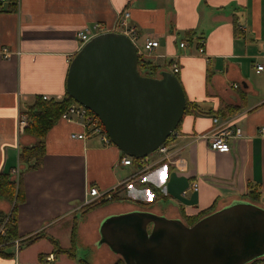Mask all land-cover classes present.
Listing matches in <instances>:
<instances>
[{
  "label": "crops",
  "instance_id": "0c3cea01",
  "mask_svg": "<svg viewBox=\"0 0 264 264\" xmlns=\"http://www.w3.org/2000/svg\"><path fill=\"white\" fill-rule=\"evenodd\" d=\"M14 2L15 8L9 7ZM3 7L0 173L19 166L21 146L36 141L20 132V112L38 96L67 94L69 66L81 49L79 32L95 23L113 28L125 10L140 32V46L147 38L159 41L143 57L164 71L173 73L178 66L187 103L193 104L165 154L157 150L130 165L122 163L124 152L113 142L98 135L72 138L83 127L59 120L46 136L42 166L21 178L22 200L16 211L20 239L44 232L70 247L76 224V254L83 246L88 248V264H113L121 256L107 244L98 245L107 216L149 210L182 219L235 200L250 201L253 191L260 193L258 203L264 207V136L259 133L264 126V68L258 71L259 64L264 66V0H8ZM189 31L195 33L192 38ZM201 41L204 54L199 52ZM4 48L11 57L3 56ZM227 106L238 110L224 115ZM214 117L244 130L230 152L212 150L207 139H196L215 128ZM91 187L119 199L87 210L83 204ZM151 201L149 208L138 204ZM12 208L0 196V213L9 214ZM49 254L55 256L51 262L45 259ZM87 263L53 253L46 237L19 253L14 247L0 252V264Z\"/></svg>",
  "mask_w": 264,
  "mask_h": 264
},
{
  "label": "water",
  "instance_id": "95a60500",
  "mask_svg": "<svg viewBox=\"0 0 264 264\" xmlns=\"http://www.w3.org/2000/svg\"><path fill=\"white\" fill-rule=\"evenodd\" d=\"M138 57L125 34L101 33L77 52L67 76L68 94L93 111L110 140L136 159L164 145L187 108L179 78L168 71L142 75ZM102 244L126 264H248L264 257V207L235 200L193 225L149 210L110 215L100 225Z\"/></svg>",
  "mask_w": 264,
  "mask_h": 264
},
{
  "label": "trees",
  "instance_id": "16d2710c",
  "mask_svg": "<svg viewBox=\"0 0 264 264\" xmlns=\"http://www.w3.org/2000/svg\"><path fill=\"white\" fill-rule=\"evenodd\" d=\"M16 1V0H11ZM15 2L9 4V7L15 8ZM195 33L188 32V36L192 38ZM138 69L140 73L144 76L148 77H160L162 76L164 70H162V66L156 64L155 62L149 61L143 56L139 55L138 57ZM169 72V71H168ZM174 73V72H173ZM178 77V73H174ZM73 103H77L67 92V94L63 97L62 100H55L52 99H44L43 96H38L34 103L30 105L24 111L28 114L30 119L29 126L25 129V134L33 136L36 141L31 145H22L20 149L19 161H20V179L19 182L15 179L12 172L8 173H0V196L5 200L9 201L13 208L9 214L0 213V228L4 226L5 232L3 234L0 233V252L4 253V250L8 247L13 246L16 239H20V234L18 231V220H17V207L21 198V178L22 175L28 170L38 169L42 166L44 156L46 154V136L48 132L52 129V127L61 120V116L64 112H66ZM193 105L192 103H187L186 110H190ZM229 108V109H228ZM238 110L237 107L230 109L229 106L225 107L223 110L224 115H231ZM91 113H94L89 109ZM95 114V113H94ZM103 125V123L101 122ZM104 126V125H103ZM179 127V126H178ZM105 128V127H104ZM178 129V128H177ZM172 136L168 138L165 144L171 142ZM112 142V141H111ZM125 156H129L123 153ZM131 157V156H130ZM133 162H140L144 158H133ZM256 192L253 191L250 194L251 202L259 204L260 201V193L255 194ZM259 197V198H258ZM119 197L114 193L112 197L107 200H103L100 204L106 203L111 200H117ZM153 202L148 203H139L142 208H149ZM98 203V205H100ZM97 205V204H96ZM95 206V205H94ZM94 206L86 207L87 210H90ZM217 211L214 207L209 209H205L201 211L197 215H184L182 217L183 221L188 225H193L202 217ZM77 225L75 224L72 230V245L70 247H63L59 240L51 235H48L44 232L36 233L35 235L31 236L25 242L24 245H31L35 241L47 238L53 245V253L59 254H67L72 259L77 257L76 254V237H77ZM42 259V254L40 255ZM82 262L87 263L85 259H81ZM264 261V257L258 258L248 264H253L254 262ZM88 264V263H87ZM113 264H126L122 257H119Z\"/></svg>",
  "mask_w": 264,
  "mask_h": 264
},
{
  "label": "built area",
  "instance_id": "2783aa9c",
  "mask_svg": "<svg viewBox=\"0 0 264 264\" xmlns=\"http://www.w3.org/2000/svg\"><path fill=\"white\" fill-rule=\"evenodd\" d=\"M8 0H0V11L4 9L3 3H6ZM19 3V2H18ZM131 13L129 10H125L121 13L118 17L117 22L113 26V28H105L103 24L95 23L92 26L84 28V30L79 32V38L81 40V47L91 40L93 37L105 33V32H119L123 33L128 36L131 41L137 47L138 55L144 56L148 52H152L158 45L159 41L157 39H150L147 38L144 43L143 47L138 44L140 39V32L139 30L130 24ZM242 29L244 27L241 26ZM181 47L187 46V42H181ZM199 52L200 54L205 53V42L201 41L199 45ZM2 54L5 58L11 57V51L8 48H4L2 50ZM264 68L263 65H258V71ZM179 72V67L175 65L174 73ZM237 86V85H236ZM44 99H52L55 100H62L63 97H50V96H43ZM61 120H66L69 122H76L83 127V131L80 133L73 132L71 134L72 138L76 139H85L90 135H98L102 138L103 141L106 143H111V140L108 136V133L104 126L101 124L100 118L89 111L87 107L80 103H73L70 108L64 112L61 116ZM30 119L28 114L23 110L20 112L19 115V128L20 132L24 133L25 129L29 126ZM214 124L215 128L207 133L198 134L196 139H207L209 143V147L212 150L220 151V152H230L233 148V143L238 141L244 136V130L241 126L237 124H233L228 120L219 121L218 117H214ZM259 133L264 136V126L259 129ZM168 150L167 144L162 145L159 147L158 151L162 153H166ZM122 163L125 165H130L133 163V159L130 156H125L122 158ZM12 174L19 182L20 179V166H17L12 170ZM194 189L197 188V184H194ZM112 197L111 192L101 191L97 187H91L89 189V198L85 199L84 206H93L102 202L103 200L110 199ZM5 232L4 226L0 228V233L3 234ZM22 239H16L13 246L15 248L16 253H18L20 249ZM1 246V245H0ZM47 262H51L55 259L54 254H49L46 258Z\"/></svg>",
  "mask_w": 264,
  "mask_h": 264
},
{
  "label": "rangeland",
  "instance_id": "374dc122",
  "mask_svg": "<svg viewBox=\"0 0 264 264\" xmlns=\"http://www.w3.org/2000/svg\"><path fill=\"white\" fill-rule=\"evenodd\" d=\"M30 238V237H29ZM29 238H27V239H29ZM27 239H24V240H22V242H21V245H20V249H19V251L23 248V247H26L27 245H22L23 244V242H25ZM14 246H11V247H8V248H13ZM88 248H86V247H83V246H81V250L80 251H78L77 252V257L80 259H88L87 258V256H89L88 255ZM19 251H18V253H19ZM117 258H119L118 256H117Z\"/></svg>",
  "mask_w": 264,
  "mask_h": 264
}]
</instances>
